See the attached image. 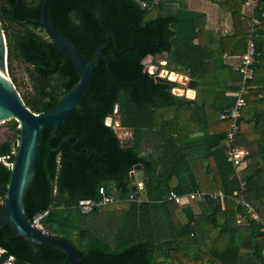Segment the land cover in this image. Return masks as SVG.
<instances>
[{"label": "trees", "instance_id": "obj_1", "mask_svg": "<svg viewBox=\"0 0 264 264\" xmlns=\"http://www.w3.org/2000/svg\"><path fill=\"white\" fill-rule=\"evenodd\" d=\"M17 1L0 0L8 74L18 91L11 64L26 67L30 90L19 94L27 108L42 113L53 107L79 77L40 26L15 22L38 20L45 0L30 4L19 1L15 6ZM235 1L229 2L233 24L238 25L242 3ZM257 1L254 16L259 18L264 15V0ZM149 3L59 0L49 5L52 25L86 60L105 43V35L112 37L102 51L108 67L104 59L96 61L86 90L59 124L50 149L65 136L73 138L51 153L46 141L52 126L41 130L35 173L24 200L25 214L31 220L48 211L41 227L72 245L82 259L79 264H264V17L253 37L254 75L246 97L248 104H260L262 108L251 117L242 111L236 139L249 151L243 161L248 164L242 170L246 180L242 195L258 216L253 220L247 209L234 201L241 195L240 184L224 149L228 123L219 118L232 104L228 93L233 94L239 85L227 77L222 55L245 51L247 28L229 40L221 38L219 50L214 51L203 44L204 15L187 10L180 0H158L152 8ZM147 57H163L164 67L171 70L168 73L175 71L195 80V98L177 96L170 84L155 81L157 74H150L143 65ZM181 115L200 128V137L190 138L195 128L185 132V125H177L175 117ZM114 116H118L117 127L130 131L129 144L122 145L113 126L106 124ZM8 125L17 139V124L12 121ZM145 136L151 137V151L142 154ZM252 143L255 151L249 147ZM12 151L15 142L0 143V159L6 163L11 162ZM136 166H141V193L131 191L130 173ZM8 173V167L0 161L1 190L6 188ZM99 188L123 206L124 219L119 228L115 218L109 228L82 226L89 214H80L76 206L82 199L99 200ZM169 191L177 195L220 191L226 199L223 206L218 199L197 202L200 212L196 214L191 204L162 202ZM130 195L134 199L143 195L145 201H129ZM156 200L165 206L173 230L159 243L150 219L151 213L160 214L163 206L150 207V211L146 207L148 201ZM177 211L184 214L185 223L177 218ZM142 223L143 228L137 226ZM11 234L10 226L0 227V264H39L25 240L18 237L5 242ZM205 239H209L208 246ZM36 248L43 264H62L65 260L60 252L40 245Z\"/></svg>", "mask_w": 264, "mask_h": 264}, {"label": "water", "instance_id": "obj_2", "mask_svg": "<svg viewBox=\"0 0 264 264\" xmlns=\"http://www.w3.org/2000/svg\"><path fill=\"white\" fill-rule=\"evenodd\" d=\"M30 4L33 0H18ZM59 0H45L40 7V16L38 20L26 19L16 21L12 10V18L19 25L28 23L40 26L47 38L57 47L60 53L68 60L78 74V82L72 86L64 95H62L56 104L42 113H34L24 104L19 92L12 83L7 69V47L4 32L0 22V125L13 121L17 124V140L15 152L12 154L9 163V173L5 190L0 189L2 203L0 205V227L10 226L12 234L5 237L8 244L10 240L21 238L30 246L35 260H38L36 245L60 252L65 256L62 264H79L82 259L74 247L69 243L60 240L52 235L37 229L30 224V220L24 211V200L26 193L32 183L36 163L39 155L41 144V130L45 126H52L51 132L46 141V148L51 153H56L62 144L73 138L65 136L60 144L53 150L50 149V141L53 139L59 124L64 118L76 107L81 95L86 90L91 73L98 59H104L102 51L109 43V37L112 34L105 35V43L99 46L91 59L86 60L77 49L52 25L48 16V7L51 3ZM85 1V0H71ZM154 58V57H152ZM108 67L106 59H104ZM175 74V73H174ZM176 80H170L167 76L155 75V81H162L170 84L173 88L184 90L188 88L196 89L197 82L188 79L187 76L178 75ZM193 82V86H191ZM141 166H136L130 173L131 191H142Z\"/></svg>", "mask_w": 264, "mask_h": 264}, {"label": "built area", "instance_id": "obj_3", "mask_svg": "<svg viewBox=\"0 0 264 264\" xmlns=\"http://www.w3.org/2000/svg\"><path fill=\"white\" fill-rule=\"evenodd\" d=\"M157 1L158 0H150V8L154 7V5L157 4ZM240 1L242 3V7L245 8L247 12L245 15L243 14L245 28H247L248 31L246 39V48L245 51L239 56L238 72L240 74V81L237 90H235L233 94L230 95L233 99L232 104L224 113L220 114L219 118L220 120L228 123L225 131L224 149L226 152L227 162L230 164L231 169L233 171V176L238 180L240 184L239 192L241 195L234 201H236V204L245 207L253 220H258V216L255 214L253 209L248 206V204L244 201L242 195L245 192L246 186V180L242 174V170L244 168L243 161L244 158L249 155V151L246 147L238 145L236 139L239 133L238 120L241 116L242 111H244L248 106L246 97L250 90L249 86L254 75V62L256 53L254 50L253 37L257 36V31L261 25V20L264 15H259V18L254 16V11L258 8L257 0ZM12 154H14V152H12ZM5 166L9 167V164H5ZM137 192L141 191L138 190ZM98 194L100 196V199L97 201H91L88 199L80 200L76 206L78 212L82 215H85L101 207L116 203L114 197L112 195L106 194L103 188H99ZM205 199H218L221 203V206H223L226 196L223 195L220 191H213L211 193L194 191L185 195H177L175 192L169 191L166 197L164 198L163 202L165 201L171 204H175L177 206H184L190 205L192 203L205 201ZM129 201L139 203L141 202V198L134 199L133 195H130ZM47 213L48 211H43L36 214L30 220L31 226L45 232L41 227V221L47 215ZM262 231H264V227Z\"/></svg>", "mask_w": 264, "mask_h": 264}, {"label": "rangeland", "instance_id": "obj_4", "mask_svg": "<svg viewBox=\"0 0 264 264\" xmlns=\"http://www.w3.org/2000/svg\"><path fill=\"white\" fill-rule=\"evenodd\" d=\"M164 58H151V57H147L144 61H143V65L145 67V69L150 73V74H157L160 76H167L166 74L168 72H170L171 70L167 67H164L165 61L163 60ZM11 72L13 74V77L16 79V82L18 84V92L21 94H26L29 92L30 90V85H29V81L27 78V73H26V67L17 63V62H12L11 64ZM173 73L177 74L175 71H173ZM169 74V73H168ZM9 75V74H8ZM180 75V74H178ZM176 94H179V92L174 89L173 90ZM181 91V90H180ZM118 120V116H114L112 118H108L106 120V124L107 125H112L113 128L115 129V133L117 135V137L119 138V140L121 141L122 145H126L129 144L131 142V133L128 130H124L120 127H117V121ZM175 122L177 123V125L179 127L185 125L186 127L183 128V130L186 132L187 130L193 129L195 126L192 124V121L189 120V118H187V116H178L175 117ZM12 122V121H10ZM10 122H6L4 124L0 125V143L1 142H5V141H9L11 143L16 144V140L12 131L10 130L9 127V123ZM142 144H141V153L145 154L146 151L150 150V141H151V137H143L142 138ZM145 142V143H144ZM15 152V151H12ZM1 162H3L4 164H9L6 163L4 158L0 159ZM141 193V192H140ZM145 201V197L143 195H141V202ZM146 207L149 209L150 211V207H152V209H154L156 206H163L160 201H148L146 203ZM193 207H194V211L196 214H198V212H200L199 206H196L197 203H192ZM123 206L119 203H114L107 206L102 207V209H100L98 212L96 213H89L88 216H86V220H83L82 222V226H87V228H91L93 227V224L97 227L101 226V227H105V228H109V226L111 225L112 227L114 226V218L116 221V227L119 228L120 224L122 222V220L124 219V210H122ZM165 206L161 207L160 209V214L159 213H155L152 212V216L150 219V222H152L151 228L153 229V231L156 230L155 232V241L156 243L162 242L163 237L169 236L171 234V232H173L172 230V225L170 223L169 217L167 215V213H165L164 211ZM155 213V214H154ZM115 214V215H114ZM157 215V216H156ZM150 222H148V228L150 230ZM244 220H242L241 223H243ZM92 223V224H91ZM244 224V223H243ZM145 224H139L137 226L143 228ZM242 226V225H241ZM117 230V229H116ZM128 231V229H127ZM116 231H114L111 235V239L113 238V235L115 234ZM162 235V236H161ZM166 235V236H165ZM209 239H205V244L208 246L209 244L207 243ZM1 254V251H0ZM252 262V261H251ZM5 264H10L9 262L5 263Z\"/></svg>", "mask_w": 264, "mask_h": 264}, {"label": "crops", "instance_id": "obj_5", "mask_svg": "<svg viewBox=\"0 0 264 264\" xmlns=\"http://www.w3.org/2000/svg\"><path fill=\"white\" fill-rule=\"evenodd\" d=\"M180 1L185 5L187 10L192 12H197L205 16V25L203 27L204 30L203 36L205 37L202 36L203 44H205L206 46L209 45L210 48L213 49L214 51L219 50V40L221 38H228L229 40L234 35V33L238 31L240 32L245 31V21L242 18H243V14L245 15L247 12L245 8L241 7L238 14L239 24L234 25L233 17H232V4H230L229 2L230 0H180ZM235 2H237V0ZM259 39H262V35L259 37ZM236 50H238V48H236ZM227 55L230 57H227ZM240 55H241L240 53H236V55H233L230 52L223 53L222 55V57L224 58V63L226 64L228 70L227 77L230 79V81L239 82L240 74L237 71V67H238V60ZM181 91L182 92H179V94H176L174 91L173 92L175 93V95L184 96L188 100H193L196 96V89L193 92L192 98H187L185 96V90H181ZM229 94L230 93H228L229 98H232L230 96L231 94L230 95ZM219 103L221 104V102H218V104ZM260 108H262L260 104L258 106L256 104L255 105L248 104L247 108L244 111L247 117H251L254 114V112H257V110ZM198 123L200 122L198 121ZM194 128L195 130L190 135V138L200 137L202 134L200 132V128H198V126H195ZM249 147L250 149H253V151L256 150L254 143L249 144ZM247 164L248 162L244 164V166L246 167ZM191 205L193 207V204ZM177 218L180 220L182 224L186 222L185 219L186 217L180 211H177Z\"/></svg>", "mask_w": 264, "mask_h": 264}, {"label": "bare ground", "instance_id": "obj_6", "mask_svg": "<svg viewBox=\"0 0 264 264\" xmlns=\"http://www.w3.org/2000/svg\"><path fill=\"white\" fill-rule=\"evenodd\" d=\"M166 75L170 80H176V78H177V76L173 72H171L169 74L167 73ZM191 86H193V82H191ZM184 90H185V96L187 98L193 97L194 90L192 88H188L187 91H186V89H184ZM178 92H182V91L179 90Z\"/></svg>", "mask_w": 264, "mask_h": 264}, {"label": "clouds", "instance_id": "obj_7", "mask_svg": "<svg viewBox=\"0 0 264 264\" xmlns=\"http://www.w3.org/2000/svg\"><path fill=\"white\" fill-rule=\"evenodd\" d=\"M178 91V90H177Z\"/></svg>", "mask_w": 264, "mask_h": 264}]
</instances>
